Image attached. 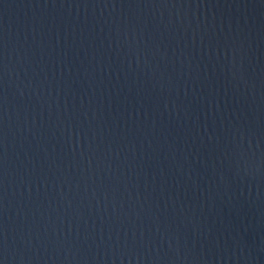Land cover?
Returning <instances> with one entry per match:
<instances>
[{"label":"water","instance_id":"95a60500","mask_svg":"<svg viewBox=\"0 0 264 264\" xmlns=\"http://www.w3.org/2000/svg\"><path fill=\"white\" fill-rule=\"evenodd\" d=\"M0 264H264V0H0Z\"/></svg>","mask_w":264,"mask_h":264}]
</instances>
